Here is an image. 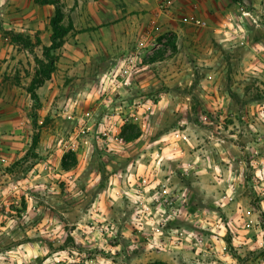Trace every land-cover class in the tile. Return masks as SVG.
Returning <instances> with one entry per match:
<instances>
[{
  "label": "rangeland",
  "instance_id": "obj_1",
  "mask_svg": "<svg viewBox=\"0 0 264 264\" xmlns=\"http://www.w3.org/2000/svg\"><path fill=\"white\" fill-rule=\"evenodd\" d=\"M169 1L149 41L100 51L108 64L73 83L87 150L40 143L39 127L70 132L77 115L42 119L34 102L23 140L0 144V264L238 263L233 221L264 220V0ZM179 1L191 14L174 20Z\"/></svg>",
  "mask_w": 264,
  "mask_h": 264
},
{
  "label": "crops",
  "instance_id": "obj_2",
  "mask_svg": "<svg viewBox=\"0 0 264 264\" xmlns=\"http://www.w3.org/2000/svg\"><path fill=\"white\" fill-rule=\"evenodd\" d=\"M189 2L194 4L192 0ZM61 4L66 10L64 20L71 22L73 31L69 32L62 48L56 52V70L50 79L36 90L38 107L33 113L38 112L42 119L46 116L54 119L56 115L63 114L62 110L71 114L75 112L77 128L73 127V132H68V127L58 123L59 126H52L55 122H51L52 127L38 128L41 129L40 143L52 142L57 139L58 134L70 142L78 140L79 149L87 150L86 147L92 143L93 138L92 113L81 108L78 101H73L75 91L72 90V85L89 81L91 68L108 64L109 61L103 62V54L100 51H125L130 44L132 47L137 46L135 43L140 39L141 42L149 41L153 34L151 20L154 18L156 0H65L63 3L61 1ZM180 7L182 9H179ZM191 7L192 5L189 6ZM52 13L51 6L40 7L33 0H4V4L0 5V121L5 124L0 123V144L7 147L11 145L12 140H20L21 134H25L27 130V115L32 114L33 101L25 88L35 70L33 54L13 44L11 34H22L32 42L38 38L43 47H48L51 34L49 19ZM184 13L191 14L189 9L185 10L183 5L180 6L179 1L174 7L172 18L176 20L179 14ZM174 24L169 27L173 28L175 33L182 34L183 39L193 40V37L188 35L191 31L188 27L182 26L181 33V29H176ZM132 38H135L134 43L128 41ZM83 104L88 106L86 102ZM86 115L89 117L86 118ZM59 128H64V131L56 132ZM14 129L17 132L14 133ZM11 134H14V137ZM241 211L238 219L233 221L232 228H237L234 229L233 242L238 252L229 258L234 263L239 260L236 264H264V220L260 221L252 208H244ZM260 211L264 216L263 207Z\"/></svg>",
  "mask_w": 264,
  "mask_h": 264
},
{
  "label": "trees",
  "instance_id": "obj_3",
  "mask_svg": "<svg viewBox=\"0 0 264 264\" xmlns=\"http://www.w3.org/2000/svg\"><path fill=\"white\" fill-rule=\"evenodd\" d=\"M230 1L238 2L239 0H230ZM34 2L38 6L50 5L54 8L53 14L49 19V27L51 32L49 38L50 39L49 46L41 47V58H38L33 53L35 47L41 46V42L38 39H36L34 42H31L28 37L22 34H12L11 42L13 44L20 45L22 48L30 51L33 54L35 70L25 90L29 94L30 99L38 107L36 90L40 88L46 81H48L51 75L56 70V64L58 61V56L56 55V52L62 48L65 37L69 34V32L73 31V26L71 22H68L66 26L62 24L65 17L60 0H34ZM161 38L157 40L158 43L161 42ZM167 42H168V46H170L171 52L175 53L176 45H175L174 37L168 39ZM157 58L158 57L154 56L149 59V62L152 64L157 61H160ZM37 139H38L37 135H33L32 144H31L32 148L36 146ZM72 164H74V162ZM61 168L64 170H68V167L65 165L64 160L61 163Z\"/></svg>",
  "mask_w": 264,
  "mask_h": 264
},
{
  "label": "built area",
  "instance_id": "obj_4",
  "mask_svg": "<svg viewBox=\"0 0 264 264\" xmlns=\"http://www.w3.org/2000/svg\"><path fill=\"white\" fill-rule=\"evenodd\" d=\"M169 0H160L161 6H169L170 5ZM197 24H199V22H196Z\"/></svg>",
  "mask_w": 264,
  "mask_h": 264
},
{
  "label": "clouds",
  "instance_id": "obj_5",
  "mask_svg": "<svg viewBox=\"0 0 264 264\" xmlns=\"http://www.w3.org/2000/svg\"><path fill=\"white\" fill-rule=\"evenodd\" d=\"M4 4V0H0V5ZM0 259H2V257H0Z\"/></svg>",
  "mask_w": 264,
  "mask_h": 264
}]
</instances>
